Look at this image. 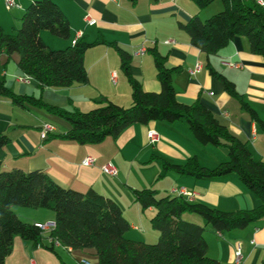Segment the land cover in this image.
Here are the masks:
<instances>
[{"label": "crops", "instance_id": "1", "mask_svg": "<svg viewBox=\"0 0 264 264\" xmlns=\"http://www.w3.org/2000/svg\"><path fill=\"white\" fill-rule=\"evenodd\" d=\"M22 1L23 5H18L20 9L26 4L25 0ZM55 1L70 20L71 36L62 42L57 40L58 36L44 30L41 36L48 45L58 44L59 48H64L83 37L94 41L102 35L131 54L130 71L146 90L160 91L154 58L148 52L149 47H156L167 56L169 66L181 67L173 78L177 99L186 104L200 100L233 134L248 142L256 158L264 159V131L207 67L209 59L215 69L235 83L237 90L264 120V56L251 51L247 37L236 36L208 58L205 52L191 43L190 35L179 26L180 21L186 22L193 15H200L201 9L193 0H138L135 3L131 0ZM4 4L6 0H0V23L5 27L3 22L7 19L1 13ZM90 19L96 22L90 24ZM142 49H145L143 54L140 52ZM18 60V53L9 56L0 47V77H5L7 85L17 93L42 96L47 103L60 107L73 104L82 111L95 108L96 100L102 96L123 106L132 103L131 87L121 69V57L114 47L107 44H99L86 51L87 84L49 87L42 93L38 81L32 76H28L27 82L16 77L26 76L19 68ZM197 64H201V68L195 71ZM10 70L13 72L8 75ZM40 109L17 106L10 99L0 97V133L9 135L11 139L0 150L4 168L42 169L65 187L80 191L93 187L111 197L130 222L131 227L126 234L130 239L156 242L159 238V231L150 227L154 207L143 209L135 201L131 188L155 186L153 182L162 170L163 159L184 164L195 156L200 164L213 168L228 158L225 147L201 144L185 121L135 123L117 138L108 137L100 143L82 144L59 137L58 134L69 130L71 124L56 118L50 121V112ZM45 123L53 125L54 130L44 135ZM150 129L159 134L155 143L149 140ZM88 156L95 158L93 165L83 164ZM108 162L115 164L117 175L103 172L102 167ZM152 163L151 168L145 167V172L139 173V179L132 176L134 168ZM170 174L172 181L168 186H173L170 191L165 189L164 194L173 193L175 188H185L193 194L191 201L204 202L226 211L251 210L261 205V200L246 188L236 173L203 179L174 172L167 175ZM13 209L28 222H55L52 210L45 212L20 205H14ZM29 216L31 219H28ZM187 218L200 224L205 222L199 215ZM206 228L205 239L210 257L223 264H234L235 252L240 248L242 264H264V220L227 232H216L210 225ZM49 234L50 230H46L45 244L51 242ZM55 250L60 253V261L52 258L51 250L35 248L31 241L16 235L13 252L6 263L80 264L81 260L87 259L90 264H99V258L91 248L72 249L56 243Z\"/></svg>", "mask_w": 264, "mask_h": 264}, {"label": "trees", "instance_id": "2", "mask_svg": "<svg viewBox=\"0 0 264 264\" xmlns=\"http://www.w3.org/2000/svg\"><path fill=\"white\" fill-rule=\"evenodd\" d=\"M214 1L193 0L199 9ZM221 1L223 9L205 20L195 14L186 22L180 21L179 26L190 35L191 43L209 58L236 36H245L251 51L264 56V8L256 0ZM44 30L65 39L71 36L70 20L55 0H33L24 9L16 33L5 32L0 23V47L9 56L19 54V68L38 81L41 93L49 87L87 84L85 53L93 46L107 44L121 57V69L131 87V105L123 106L102 96L96 100L97 106L89 111H82L73 104L60 107L47 103L42 96L13 91L5 77H0V97L25 108H44L64 118L71 127L58 136L82 144L117 138L135 123L185 121L201 144L225 147L228 158L213 168L200 164L195 156L184 164L163 159L159 177L171 172L197 179L236 173L246 188L261 200V205L251 210L226 211L204 202L191 201L177 193L160 195L154 185L131 188L135 201L143 209H155L151 225L160 235L158 241L149 243L126 236L130 222L111 197L93 187L87 191L65 187L42 169L24 170L18 166L6 169L0 159V264H5L13 252L16 235L31 241L35 248L41 245L51 250L59 258L56 242L72 249L93 248L99 264H223L208 255L206 225L216 232H227L264 220V159L256 158L248 142L233 134L200 100L186 104L177 99L173 78L181 67L169 66L167 56L156 47H149L148 52L154 58L161 89L149 91L131 73V54L117 42H110L101 35L94 41L83 37L72 45L53 49L41 36ZM207 67L264 131V120L237 90L235 83L215 69L209 59ZM10 140L9 135L0 133V150ZM14 205L49 209L55 213V227L50 230L49 244L44 242L45 230L39 224L21 219L14 211ZM187 212L201 216L205 224L187 220L184 217Z\"/></svg>", "mask_w": 264, "mask_h": 264}, {"label": "rangeland", "instance_id": "3", "mask_svg": "<svg viewBox=\"0 0 264 264\" xmlns=\"http://www.w3.org/2000/svg\"><path fill=\"white\" fill-rule=\"evenodd\" d=\"M16 3H18V5H20V4H22V3H24L22 0H14ZM33 0H25V6H24V8H22V9H20L19 7H12V8H8L7 7V5H5L4 4V9L2 10V16L4 17V19H7L5 22H3L4 23V25H5V27H6V29H5V27L3 26V28L5 29V32H7V33H10V34H12V33H16V31H17V29L20 27V25H21V17H22V14H23V12H24V9L32 2ZM23 5V4H22ZM223 7H224V5H223V2L221 1V0H215L213 3H211L209 6H207L206 8H204V9H201V13H200V18L202 19V20H205V19H207V18H209L210 16H212V15H214V14H216V13H218L219 11H221L222 9H223ZM4 19H3V21H4ZM14 23H15V25H14ZM48 32H50V31H48ZM52 34V33H51ZM56 38H58L57 40H60V41H62V40H66L65 38H62V37H56ZM63 42V41H62ZM51 45H53V46H51L53 49H60L59 47H61V46H57L58 44H51ZM64 47H66V46H64ZM11 72H13V70H10V71H8V75H10L11 74ZM123 72V71H122ZM122 74V73H121ZM14 76H15V74H13ZM17 78H19V77H23V75H19V76H16ZM24 82V81H23ZM40 110H42L43 112H45V113H48L49 111H47L46 109H40ZM50 114V118L51 119H49L50 121H54V120H52L53 118H56V119H58V120H62V122H68L67 120H65L64 118H62V117H60V116H58V115H56V114H54V113H52V112H50L49 113ZM69 123V122H68ZM221 148V147H220ZM147 165V164H146ZM153 166V163L151 164V165H148V166H139V168L138 169H133V171H132V176L133 177H135V178H137V179H139L138 178V175H139V173L140 172H143L144 170H146V168H151ZM146 167V168H145ZM10 169V168H9ZM145 172V171H144ZM158 177H157V179L155 180L156 182H153V183H155V187H157V188H159V189H161V192H160V195H164V193H165V189H167V191H170V189H171V186H173V184H171L170 185V187L168 186V184H170L171 183V181H172V175L170 174V175H167V176H165V177H163V178H160L159 177V175H157ZM148 187V186H147ZM39 209H41V208H39ZM42 210L43 211H45V212H52V211H49V209H43L42 208ZM189 215H195V216H197V214L196 213H190V212H187V213H185L184 214V217L187 219V220H189L188 218H187V216H189ZM28 219H31V217L29 216V218ZM25 221V220H24ZM189 221H192V220H189ZM26 222H28V221H26ZM47 222H50V221H46V222H40V223H36V224H46ZM195 222V221H194ZM29 223H34V222H29ZM198 223V222H197ZM205 223V222H204ZM203 223V224H204ZM150 227H151V230H153V228H152V225L150 224ZM129 238V237H128ZM144 241V240H143ZM158 241V240H157ZM149 243H155V242H149ZM92 253H95L96 254V250L95 249H93L92 248ZM59 253V252H58ZM60 254V253H59ZM51 256H52V258L53 259H55V260H58V261H60V258L54 253V252H52L51 253ZM97 257H98V255H97ZM11 260V259H10ZM5 264H18V263H16V261H7V263L5 262Z\"/></svg>", "mask_w": 264, "mask_h": 264}, {"label": "built area", "instance_id": "4", "mask_svg": "<svg viewBox=\"0 0 264 264\" xmlns=\"http://www.w3.org/2000/svg\"><path fill=\"white\" fill-rule=\"evenodd\" d=\"M256 2L264 8V0H256ZM6 5L8 8H12V7H18V4L14 1V0H6ZM90 24H94L96 22L95 19H90L88 20ZM82 34V32H81ZM142 54L145 52V49H142L140 51ZM199 68H201V64H197L195 71L198 70ZM29 79L28 75H26L25 77H20L21 81L27 82ZM54 130V126L49 124V123H45L43 126V134L45 135L47 132ZM148 137L150 142L155 143L159 140V134L156 130L154 129H150L148 132ZM95 162V158L93 156H88L83 164L84 165H93ZM103 172H105L108 175L111 176H115L118 173L117 167L115 166V164L113 162H108L106 163L103 167H102ZM173 193H177L180 195H183L185 197H187L189 200L193 197V194L189 191H187L185 188H179V189H174L172 190ZM42 229L46 230H51L55 227V222H47L46 224H39ZM59 243V242H56ZM41 245H38V247H40ZM243 262V254L240 248H238L235 252V262L234 264H242ZM80 264H90L89 261L87 259H83L81 260Z\"/></svg>", "mask_w": 264, "mask_h": 264}]
</instances>
